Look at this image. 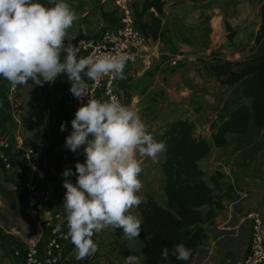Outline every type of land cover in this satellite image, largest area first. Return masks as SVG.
<instances>
[{
    "label": "clouds",
    "instance_id": "clouds-1",
    "mask_svg": "<svg viewBox=\"0 0 264 264\" xmlns=\"http://www.w3.org/2000/svg\"><path fill=\"white\" fill-rule=\"evenodd\" d=\"M76 19L67 0H47V4L0 0V77L15 87L28 81L52 83L63 75L77 100L88 97L74 111L64 137L65 147L73 153L83 146L84 161L75 162V184L62 180L66 225L57 223L54 229L73 244L74 259L81 261L95 254L92 237L106 227L120 229L127 239L139 238L142 220L130 212L142 203L138 156L156 162L167 145L146 130L133 107L114 96L98 100L90 95L84 77L96 83L104 76L124 79L125 64L134 57L123 50L78 55L80 45L66 40L67 29ZM64 128L61 122L59 130ZM72 174L71 168L61 173ZM62 226L66 231L61 232ZM190 253L184 244L176 243L162 248L160 256L163 264H169V255L187 261ZM125 264H138V257L130 253Z\"/></svg>",
    "mask_w": 264,
    "mask_h": 264
},
{
    "label": "rangeland",
    "instance_id": "rangeland-1",
    "mask_svg": "<svg viewBox=\"0 0 264 264\" xmlns=\"http://www.w3.org/2000/svg\"><path fill=\"white\" fill-rule=\"evenodd\" d=\"M171 1L172 0H165L164 3L167 4ZM40 2L47 4V0H40ZM67 3L75 11L77 17L72 26L67 29L66 33V40L72 41L73 44L80 38L89 40L92 37H96L105 28L112 27L111 21H115V5L113 0H67ZM142 3L143 0H130L134 12L136 10H141ZM102 13H106V15L104 16ZM161 17H163V15H161ZM186 17L187 14L184 13L181 21L183 24L180 23L181 26L178 25L177 20L179 15L173 17L169 23L165 21L164 25L176 29L172 34L177 40L191 45L192 47H197L195 51L199 52V55H203L205 52L201 51L206 47L210 37L208 19L205 18V20H201V22H199L200 24L196 26L192 19V14L188 19L190 20L188 24L185 23L184 20ZM143 20L149 21L148 12L144 14ZM165 45L167 44L163 42L164 47ZM238 46H243L244 48L241 54L250 53L252 50L248 44L244 45L237 41H228L227 47H229V51L224 52V54L232 53L231 51ZM239 49H242V47ZM263 49L264 44L262 45V50ZM169 50L170 51H166V53L172 51V49ZM240 59L242 58H235L232 62L235 63ZM236 68L237 67L234 66V69ZM205 69L206 68H204V70ZM192 70L194 72V69ZM137 71L138 70H136V72L133 71L125 78V80H127L125 81L126 90L124 92L127 96L138 95L140 93L138 88L140 87L141 80L137 75ZM180 72H182V75L178 79L175 78V80L172 81L168 90L177 92V86L180 84L190 89V93L188 92L184 97H186V101L189 100L192 105V107H190L191 111H188L187 114L190 118H193V122L195 121L194 125L196 131L194 130V135L196 137L206 136L207 133L209 134V130H206V127L209 128L211 125L207 123L212 119L214 112L204 111L199 105V103L201 104L206 100L203 97V92L197 91L201 86L199 85L196 89L198 83H202V81H200L202 73L195 71V76L189 77L192 73L187 75L188 72L186 69H181ZM61 77L62 78L59 79L62 80L64 87L62 92L60 93L61 88L58 86L57 94L55 96L49 95V97L45 95V92L37 91L33 81H28L24 85H16L15 93L10 95L8 93L10 83L6 79L0 77V139L3 143L0 146V151L5 149V151L9 152L10 155L14 157V159H12L13 166L9 170L3 169L0 161V176L2 175L4 180V183L0 184V194L3 197L0 209V223H2L4 228H10L15 225L21 228V226L15 224L16 222L13 220V217L15 214H22L24 217V224L27 225L22 228L27 230L24 231V234L27 236H34L38 231V225L33 221V218L31 219L27 212V204H25L27 203V191L24 184L26 182H32L40 188L50 190L52 192V198L55 199L57 197L60 201H63L65 189L62 185V180L68 179L75 184V162L79 161L83 163L84 161L82 153L83 146H81V149L76 153H73L64 145V137L70 131V121L67 122V133H64L65 128L63 132L59 130L60 123L56 115V110L59 102L62 99L64 101V95L69 93V81L63 75ZM203 79H207L206 81L209 83L206 81L204 82L209 86L216 82L220 84L215 76H210L209 78L206 76ZM237 88L238 86L234 85L228 87V89H223L216 93V97L219 99L223 98L225 92H227V94L230 92L231 96L237 95ZM59 94L61 97L59 96V98H57ZM216 97H214V99H217ZM243 101L245 103H250V100L247 99ZM128 104L125 103V105ZM5 105L10 106V112L4 109ZM142 105L139 115L146 126V130L157 139L159 134L171 123L170 120L176 118V116L173 115V111L177 109V105L181 106L182 103H178L176 99H171L170 95H162L160 104H158L157 107L148 108L144 103H142ZM200 109H202V111ZM214 128L215 127H213V129ZM5 133L11 135V140L4 142L3 136L6 135ZM16 134H18L17 137L22 140L21 145L14 139ZM241 138L245 139L243 140L236 137L230 139V150H233V147L238 148L239 146H243L240 152H242L241 154H246V156L242 158L238 156L233 158L234 171H230V176L233 180H235L236 177L243 183H246L247 179H258L264 176V128L260 130V133L259 130L252 129L250 133ZM244 141H246V143ZM5 145H7L6 148H4ZM27 146H31L37 151V154L33 155L37 160L33 161L34 158H32L29 162L22 157L23 148ZM138 159L141 160V172L138 178L142 184L138 194L142 199L149 196L160 205H165L163 195L164 176L160 170L159 160L157 159L156 162H153L151 159L142 156H138ZM217 160H220L219 157ZM224 165H227L226 161H224ZM65 168H71L73 174L68 177H63L61 173ZM239 170H242L241 173H238ZM21 186L24 188V193L22 192ZM8 187H14L11 191L13 194L15 190H18L24 200H20L19 198L17 199L18 202L14 201L12 206V202L9 200L10 191ZM55 209L58 208L50 207L47 211L50 210L49 214H52L55 212ZM242 209L244 210V207ZM244 211L246 212V210ZM39 212H44V206L38 201L33 207L32 213L36 215L35 213ZM130 212L140 218V214L136 207L131 209ZM62 213L64 215V211H62ZM259 216L264 224L262 216L260 214ZM64 228L66 230V226H64ZM47 236L48 235H46L44 231L42 240L39 242L40 248H42V242L45 241ZM92 238L97 244V251L95 254L83 259L86 264H125V257L130 253L138 257V264H142L139 251L141 240L139 238L127 239L123 236L120 229L117 228L113 230L110 226L102 229L98 233H94ZM63 248H68L69 254L75 255L73 244L65 245ZM63 255L65 257V252ZM68 256L65 258L69 259L70 256ZM231 262H234L232 258ZM0 264H16L15 258L10 253V248H0Z\"/></svg>",
    "mask_w": 264,
    "mask_h": 264
},
{
    "label": "crops",
    "instance_id": "crops-1",
    "mask_svg": "<svg viewBox=\"0 0 264 264\" xmlns=\"http://www.w3.org/2000/svg\"><path fill=\"white\" fill-rule=\"evenodd\" d=\"M162 1L164 2L165 0ZM263 2L264 0H172L167 4L164 3L161 14L163 15V17H161V28L157 39L154 41L152 40L161 54L158 56L159 58L153 59L152 63L149 65L130 66L128 69L124 70V79H116V91L120 97L121 103L128 104L129 102L128 106L133 107L139 113L143 106L142 103L147 105L148 108L157 107V105L160 104L162 95H170L171 99H176L178 103H182L181 106L177 105V109H174L173 115L176 116V118L170 120V122L176 119H187L194 125L195 121L193 122V118H190L187 114L188 111H191L190 107H192V105L190 101H186V97H184L188 92L190 93V89L181 84L177 86V92L168 89L172 81L175 80V78L178 79L182 75V72H180L181 69H186L188 72L187 75L192 73L189 77H194L195 71L198 73L201 72L200 81H202V83H198L197 87H195L197 89L199 85L201 86L197 91L203 92V97L206 99L201 104L199 103L200 107H202L204 111L214 112L212 119L207 123L211 125L209 128L206 127V130H209V134L207 133L206 136H203L210 139V132L213 130V127L217 126L221 120L225 119L229 112L236 107L237 102H239L238 97L240 93L237 91V95L231 96L230 92L228 94L225 92L224 97L219 99L216 97V93L223 89H228L230 86L220 85L216 81V83L209 86L206 85V82L209 83L206 81L207 79L203 78L206 76H208V78L210 76L214 77L215 62L233 63L232 61L235 58H242L237 61L240 62L257 50L258 46L255 45V36L261 22L260 8ZM184 13L187 14L186 19H184L187 24L190 21L188 19L191 14L193 15L192 19L196 26L200 24L199 22H201V20H205V18L208 19L210 37L206 47H204L205 49L203 48L201 51L205 52L203 55H199V52L195 51L197 47H192L191 45L177 40L172 34L176 29L164 25L165 21L169 23L173 17L179 15L177 20L178 25L181 26L180 23L183 24L181 21ZM228 41H237L244 45L248 44L252 50L250 53L241 54L244 48L243 46H238L231 51L232 53L224 54V52L229 51V47H227ZM163 42L167 44L165 47L163 46ZM240 47H242V49H239ZM169 49H172V51L166 53V51H170ZM172 52H180L183 53L184 56L183 60L176 66H170L165 62L168 54ZM204 68L206 69L204 70ZM192 69H194V72ZM136 70H138L137 75L141 80V88H138L140 93L138 95L127 96L124 92L126 90L125 81L127 80H125V78L133 71L136 72ZM59 87L61 88V93L64 88L63 84ZM56 94L57 88L45 92L47 97H49V95L55 96ZM59 96L60 94L57 98H59ZM214 97L217 99H214ZM66 99L67 96L64 95V101L62 99L59 102L56 110L59 123L63 122L65 124L64 133H67V122L70 121ZM4 109L10 112L9 105H5ZM202 109L200 110L202 111ZM5 134V136H3L4 142L11 140V135ZM17 136L18 134L14 136V139L17 140ZM232 137L243 139L241 138L242 135L228 133L226 135V146L212 148L210 153L199 161V167L204 173V180L210 186L213 198L222 201L224 208L216 211V216L211 223L201 225L206 231L207 239L197 248L191 264H239L240 259L247 249L249 239L250 222L242 218L250 211L258 212L264 220V176L258 179H247L246 183H243L236 177L235 180H233L230 176V171H234L233 158L236 156L240 158L246 156L245 153L241 154L242 152H240L243 146H239L238 148L233 147V150H230V139ZM157 140H159V136ZM244 142L246 143V141ZM1 144L3 143L0 139V146ZM6 147L7 145L4 146V148ZM27 147L33 148L31 146ZM5 152L12 161L14 157L11 156L9 152ZM218 157L220 160H217ZM35 160H37L36 157H34L33 161ZM158 160L161 165L163 160L162 155L158 157ZM224 161H226L227 165H224ZM2 168L5 169L4 166H2ZM241 171L242 170H239L238 173H241ZM3 183L4 180L1 175L0 184ZM13 188L14 187H8L10 191L9 200H11L12 206L14 201L18 202L17 199L20 198V200H24L18 190H15L14 194L11 192ZM21 188L24 193L23 186H21ZM0 198L1 201H3L1 194ZM54 207L58 208L55 210L63 211L62 201L57 197L54 199L52 208ZM243 207L246 212L242 209ZM207 209V206L201 208L202 211H206ZM13 220L16 222L15 224L21 226V228L18 226L17 228L23 233L27 231L22 228L27 226L24 224V217L22 214H15ZM3 228L2 223H0V248H10V253L15 258L16 264H22L21 259L12 254V249L19 247L20 242L13 237L5 235ZM37 233L38 231L35 234ZM140 256L142 264H144L141 252ZM231 258L234 262H231Z\"/></svg>",
    "mask_w": 264,
    "mask_h": 264
},
{
    "label": "trees",
    "instance_id": "trees-1",
    "mask_svg": "<svg viewBox=\"0 0 264 264\" xmlns=\"http://www.w3.org/2000/svg\"><path fill=\"white\" fill-rule=\"evenodd\" d=\"M163 5L162 0H143L141 10L134 12L136 27L153 41L161 28ZM147 12L149 21H144L143 16ZM114 14L112 26L118 23L116 10ZM260 15L261 22L255 36L257 50L240 62L218 61L214 64V76L218 82L230 87L237 85L240 94L236 107L210 132V139L196 137L195 127L187 119L174 120L159 134V140H164L167 145L166 152L161 154L163 160L160 165L164 176L165 205L147 196L136 207L142 220L139 239L144 264H163L161 249H170L176 243L189 248L190 257L187 261H178L169 255V264L192 263L197 248L207 239L201 225L211 223L216 211L224 208L222 201L213 198L199 161L213 147L226 146L228 133L245 136L252 129L260 133L264 128V2ZM59 78L62 77H58L57 87L62 84ZM245 99L250 103H245ZM204 206L208 207L206 211L201 210ZM66 264L86 262L76 261L71 255Z\"/></svg>",
    "mask_w": 264,
    "mask_h": 264
},
{
    "label": "built area",
    "instance_id": "built-area-1",
    "mask_svg": "<svg viewBox=\"0 0 264 264\" xmlns=\"http://www.w3.org/2000/svg\"><path fill=\"white\" fill-rule=\"evenodd\" d=\"M115 10L117 11L118 23L115 26L105 28L99 35L91 39L80 38L76 43L80 45L78 55L86 56L90 52L96 53H115L123 50L134 57L133 60L126 62L124 70L135 65H149L153 59L159 58L161 54L156 44L144 33H142L135 25V16L130 0H113ZM183 53L176 52L168 54L165 62L170 66H176L183 60ZM90 95L98 100H107L111 97H116L120 102V97L116 91V79L110 76H104L98 83L88 80L84 77ZM56 79L52 83L44 82L40 85L35 84V88L40 92L55 90L58 83ZM16 86L10 85L8 88L9 94L15 93ZM67 108L70 115V120L74 115V111L81 104L86 102L87 96L77 100L70 92L66 95ZM17 143L21 145L22 140L17 137ZM37 152L33 148L24 147L22 157L29 161L34 158L33 155ZM33 156V157H32ZM1 165L6 170L13 166V161L8 158V154L3 150L0 151ZM27 191V212L33 218V221L38 225V233L34 236L25 235L19 228L12 226L3 228V232L15 238L20 242V246L12 249V254L21 259L22 264H66L67 257L70 252L68 248H63L65 245H71L69 240L63 239L60 232L55 231V225L62 223L66 225L65 213L55 210L49 214L48 208L53 207L54 198L52 192L45 188H40L32 182L24 184ZM44 206V212L32 213L33 207L37 202ZM2 201L0 198V209ZM243 220H249V239L247 249L239 261V264H264V224L258 212H248ZM46 233L47 238L42 242V248L39 242L42 236ZM66 231L64 226L61 227V232ZM65 252V257L63 253ZM68 256V257H69Z\"/></svg>",
    "mask_w": 264,
    "mask_h": 264
}]
</instances>
